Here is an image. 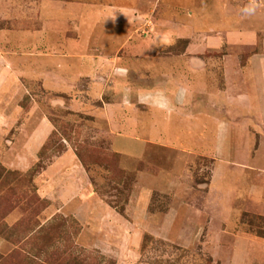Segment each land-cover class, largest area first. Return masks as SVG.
I'll return each instance as SVG.
<instances>
[{
    "label": "rangeland",
    "instance_id": "obj_1",
    "mask_svg": "<svg viewBox=\"0 0 264 264\" xmlns=\"http://www.w3.org/2000/svg\"><path fill=\"white\" fill-rule=\"evenodd\" d=\"M189 45L218 95L244 92L264 0H0V264H264V124L238 123L226 168L209 119L154 141V101L125 89L182 76ZM114 116L142 158L112 148Z\"/></svg>",
    "mask_w": 264,
    "mask_h": 264
},
{
    "label": "crops",
    "instance_id": "obj_2",
    "mask_svg": "<svg viewBox=\"0 0 264 264\" xmlns=\"http://www.w3.org/2000/svg\"><path fill=\"white\" fill-rule=\"evenodd\" d=\"M197 48L200 52L204 50V47L200 45L195 47V49ZM191 49L192 46L189 45L187 46L186 52L178 55L185 59L183 63L184 68L182 69L184 73H182V76H178L176 72L171 73V71H168V73H164L162 77L157 76L154 78V88L152 89H143L136 86H134V88H129L126 87L125 84L123 87H126L125 89L130 92V96L131 91L134 90L135 99L137 100L141 97L144 98L148 96L151 101H154V107L152 108V110H154V141L158 140L159 137H169V133L159 134L160 129L156 127L155 124L165 125V123H176L179 125L177 128H182L184 132L183 137L195 140L198 138V135H192L195 128L199 129L198 132H200L203 119H209L208 121L216 125L212 147L215 148V150L224 149V151L221 150L219 155L226 156L224 161L228 163H222V165L224 164V166L228 168L230 163H236L234 161L235 158L242 157L239 148L237 151L233 149V143H237L239 141V134L241 135L243 133L241 128L238 127V123L264 124V75H262L259 70H254V79H252V83L245 85L247 86L246 90L244 92H239L237 86L231 85L230 94L227 95L226 98L221 92L218 95L216 91H214L215 88L208 85L206 81L207 75L204 69V60L199 57L200 55L198 52L192 53L190 51ZM230 71H232V68ZM230 76L233 77V74ZM52 78L53 76L48 80L50 82L53 80L52 82L53 84L55 83V85L61 87H68L69 85V80L64 83H59L57 76ZM119 80L121 83L124 82L123 77H120ZM126 96L125 99H127ZM162 103L165 104L166 109H164L165 107H159ZM173 116L175 120L171 119ZM114 117L115 118H112V121L110 120L109 122V130H116L119 126L124 130L126 127L123 125L124 121L116 116ZM44 127H47L46 131L49 130V125L47 123H45ZM44 136L45 135L41 136V138H37V140L35 139L36 137L31 138L29 140L30 144H27L29 146L33 145L34 147H31L32 150L37 152V148H41L43 144ZM143 139L146 138L138 135V132L134 130L133 126L128 125L124 131L111 134V146L115 151H123L130 156L142 158L146 153V147L150 140L147 141ZM23 152H26L24 147ZM210 154L214 156L213 151L212 153L210 152ZM62 156L66 157L68 160L72 158L69 150ZM61 167L59 162H54L51 168H56L58 170Z\"/></svg>",
    "mask_w": 264,
    "mask_h": 264
},
{
    "label": "clouds",
    "instance_id": "obj_3",
    "mask_svg": "<svg viewBox=\"0 0 264 264\" xmlns=\"http://www.w3.org/2000/svg\"><path fill=\"white\" fill-rule=\"evenodd\" d=\"M256 11L257 5L254 2L241 9V12L244 16H252L256 13Z\"/></svg>",
    "mask_w": 264,
    "mask_h": 264
},
{
    "label": "trees",
    "instance_id": "obj_4",
    "mask_svg": "<svg viewBox=\"0 0 264 264\" xmlns=\"http://www.w3.org/2000/svg\"><path fill=\"white\" fill-rule=\"evenodd\" d=\"M78 156L80 157V155L78 154Z\"/></svg>",
    "mask_w": 264,
    "mask_h": 264
}]
</instances>
